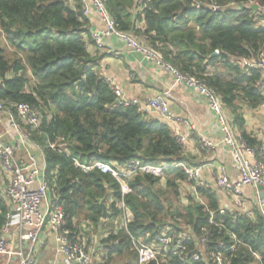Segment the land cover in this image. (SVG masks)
<instances>
[{
  "label": "trees",
  "instance_id": "trees-1",
  "mask_svg": "<svg viewBox=\"0 0 264 264\" xmlns=\"http://www.w3.org/2000/svg\"><path fill=\"white\" fill-rule=\"evenodd\" d=\"M103 2L120 32L146 37L166 62L218 94L235 115L236 131L259 154L244 130L242 113L244 107L264 103V70L244 68L239 60L264 54V13L257 14L264 0ZM87 19L78 0H0V101L15 119L22 104L38 111L40 127H27L26 133L44 154L51 201L58 199L65 210L70 238L85 243L77 229L84 220L96 232L107 231L105 264L113 259L137 264L131 237L148 244L162 235L170 218L185 225L169 227L191 228L198 239L204 237L203 229H209L211 249L223 252L229 264H264L261 211L254 212V218L229 211L222 215L217 192L210 186L192 192L182 209H174L165 199L167 189L179 199L180 184L190 182L181 168L172 166L185 163L184 146L167 124L117 102L99 72L103 57L89 52L94 41ZM215 52L219 54L212 57ZM133 159L169 167L162 177L136 176L125 197L115 179L92 169L96 162L124 168ZM103 199L108 203L106 220ZM122 202L133 222L118 228ZM8 212L0 190V233ZM150 264L208 263H186L176 256Z\"/></svg>",
  "mask_w": 264,
  "mask_h": 264
},
{
  "label": "built area",
  "instance_id": "built-area-1",
  "mask_svg": "<svg viewBox=\"0 0 264 264\" xmlns=\"http://www.w3.org/2000/svg\"><path fill=\"white\" fill-rule=\"evenodd\" d=\"M82 7L84 17L97 13L104 21L106 28L92 35V40L98 49L103 48L104 39L116 37L122 40L134 52L142 55L145 60L154 63L156 66L169 73L176 85L186 86L193 89L196 93L204 97L208 103L210 110L215 114L223 133V144L228 146L234 155L235 166L241 174L239 183H234L230 179L227 169L220 166L210 165L215 171V185L217 189L233 195L240 196L242 188L253 187L256 195L260 200V189H264V160L257 153L256 149L250 146L242 136L236 131L233 122L227 115L225 106L218 94H216L204 81L196 76L181 72L177 68L165 61L163 54L152 48L146 37H137L130 33H123L117 29L115 21L110 16L105 7L103 0H78ZM200 5L197 4L196 8ZM213 10L217 7L212 6ZM258 13H264V7L258 8ZM217 55L219 52H216ZM244 68L264 70V54L258 59H242L239 60ZM111 86L117 102L124 107L135 106L139 111H149L156 113L164 119L174 121L171 114L168 101L164 95H157L145 103H141L138 99L127 98L120 86L113 80H106ZM264 109V103L261 105ZM8 112L6 104L0 101V113ZM19 120L25 123L33 130L40 127V115L38 111L28 105L22 104L17 107ZM14 128L19 129L14 117H10ZM181 119L177 122L180 124ZM185 122V120H184ZM178 132L177 130H175ZM177 136V135H176ZM25 137L29 139V134L25 133ZM179 142L184 146L186 137L177 136ZM200 148L203 150H213L216 144L207 138H200ZM175 168H181L192 184V191L197 192L201 187L208 185L202 179V167L196 168L186 163H177L172 165ZM169 166L156 167L150 164H143L138 159H133L126 167L120 168L116 164H106L96 162L92 169H97L105 175L115 179L121 187L123 197L131 193L129 181L138 175H152L162 177ZM45 168L42 170L35 161L30 165L18 162L15 159L13 146L5 143L0 138V180L2 175L9 177L8 185L4 190V195L12 205L6 215V222L0 233V254L8 256H18L20 264H34L35 259L31 254H25L22 250L23 243H31L36 245L41 234L46 227H49L56 238L57 250L65 256L67 264H92L93 259L86 244L76 242L70 238V231L67 228V217L65 210L56 199L51 201L48 183L45 180ZM85 171L86 169L83 167ZM38 182V185L36 184ZM57 201V202H56ZM123 209L122 222L127 227L133 222L131 212L122 202ZM259 208L262 210L260 201ZM228 212L227 208L221 207L220 213L223 215ZM230 212V211H229ZM263 212V210H262ZM264 215V212L262 213ZM247 216L254 218L252 214ZM213 223V218H211ZM15 233L20 241V251L10 250L9 242L4 235ZM203 238L198 239L194 231L189 228L178 230L172 227H166L162 235L156 237L150 243H144L141 239L132 238L133 251L136 252L138 260L137 264H150L153 261L161 263L166 262L171 257H180L182 261L201 262L208 264H229L224 257V253L219 250H212L209 244L211 232L209 229H203ZM236 240L235 236H232ZM191 245H195V249H191ZM257 261H261L258 254L253 253Z\"/></svg>",
  "mask_w": 264,
  "mask_h": 264
},
{
  "label": "crops",
  "instance_id": "crops-1",
  "mask_svg": "<svg viewBox=\"0 0 264 264\" xmlns=\"http://www.w3.org/2000/svg\"><path fill=\"white\" fill-rule=\"evenodd\" d=\"M87 20L91 37L94 33L106 28L104 21L97 13L90 15ZM103 45L102 49H98L94 43L89 47V52L92 55L103 57L100 60L99 72L105 80H113L120 86L127 98L138 99L141 103H145L157 95L166 97L171 114L174 117L173 122L160 117L156 113L149 111H144V113L150 118L167 124L175 135L186 137L184 143L185 163L191 167H202V179L208 186L216 190L220 206L227 208L230 212L250 213L253 216L256 211L262 212L259 208L261 200L257 197L256 190L253 187H244L242 188V194L235 196L217 189L215 185L216 173L211 168V164L226 168L230 179L234 183L240 182L241 174L235 166L232 150L223 144L221 126L215 114L210 110L206 99L193 89L176 85L169 73L154 63L145 60L142 55L134 52L119 38L114 36L106 38ZM213 71L211 69V72ZM225 109L228 117L235 124L234 113L227 107ZM242 114L245 121L244 130L253 138L261 152L260 157L264 160V109L261 106L254 109L244 107ZM10 117L12 115L8 112L0 113V138L5 143L13 146L15 159L18 162L30 165L32 161H35L43 170L45 157L41 148L25 137L28 126L21 122L18 116L17 119H14L20 128L16 129L13 127ZM178 119L182 120L180 124L177 122ZM200 138H207L212 141L216 144V148L213 150L201 149L199 145ZM6 179L8 183L9 177H6ZM36 184L38 185V182ZM5 188V183L2 186L0 184V190L4 192ZM261 204H263L262 201ZM11 205L8 201L9 210ZM106 205L108 206L107 202ZM122 219L120 217L115 222L116 225L119 224V220L122 222ZM77 229L81 230L82 238L84 236L83 231L90 232L88 226L84 230V227L80 224L77 225ZM90 233L86 236L87 238L84 236L83 240L85 239L84 241L89 246H94V255L96 254L97 257H95V260L98 259L96 262L102 264L101 259L98 258L102 254L98 252L103 251V242L100 243V241L106 237V232L100 230L93 234ZM4 237L9 242L10 250L17 252L21 250L19 238L15 233L4 235ZM22 250L25 254L34 256V264H67L65 256L57 250L55 233L49 227L45 228L36 245L23 243ZM0 264H20V259L18 256L0 254Z\"/></svg>",
  "mask_w": 264,
  "mask_h": 264
},
{
  "label": "rangeland",
  "instance_id": "rangeland-1",
  "mask_svg": "<svg viewBox=\"0 0 264 264\" xmlns=\"http://www.w3.org/2000/svg\"><path fill=\"white\" fill-rule=\"evenodd\" d=\"M3 42V39L2 38H0V44ZM6 176L7 175H2V178H1V180H0V184H1V186H2V184L3 183H5L6 184V186L8 185V183H7V179H6ZM164 178L165 177H163L162 179H161V184H163L164 185ZM179 192H180V197H179V199H177L175 196H174V194H173V192H172V190H169V189H167V191H166V193H165V199H168L169 200V202H170V205L174 208V209H182L183 208V206L184 205H186L187 204V199H188V196H190L191 194H192V184L190 183V182H182L181 184H180V189H179ZM166 222L167 223H169L170 222V225L169 226H172L173 224L174 225H176V226H181V227H183L185 224L182 222V221H180V223H175L173 220H171L170 218H167L166 219ZM84 224V225H83ZM116 224V223H115ZM123 223L119 220V224L118 225H116L118 228H121V227H123V225H122ZM80 225L81 226H83L84 227V230L86 229V226H88L89 228H90V232H92V234L93 233H96V231L92 228V227H90V224L89 223H87L86 221H84V220H81V222H80ZM174 227V226H173ZM105 232H107L106 230H104ZM90 232H88V231H83V235L85 236V238H87L86 236H88V234H91ZM84 236H83V238H84ZM106 237H107V235H106ZM106 237H104V238H102L101 239V241H100V243H102V242H104L105 241V239H106ZM85 240V239H84ZM88 240V239H87ZM87 242L85 241V244H86ZM102 245H103V243H102ZM90 247V248H89ZM86 248L88 249V251L90 252V254H91V256H92V258H93V264H98L96 261L98 260H95V257H96V254L94 255V252H95V250H94V246H89V244L87 243V245H86ZM104 249V248H103ZM98 253H102V255L99 257L98 256V258H100L101 259V262H102V264H105V262H104V260H103V254H104V250L102 251V252H98ZM97 258V257H96ZM100 262V261H99ZM126 262L127 261H125L124 259H113V260H111V262L110 263H108V264H126Z\"/></svg>",
  "mask_w": 264,
  "mask_h": 264
},
{
  "label": "water",
  "instance_id": "water-1",
  "mask_svg": "<svg viewBox=\"0 0 264 264\" xmlns=\"http://www.w3.org/2000/svg\"><path fill=\"white\" fill-rule=\"evenodd\" d=\"M215 56H217V53L216 52L212 55V57H215ZM259 196H260V200L263 202V204H262V210L264 212V189L263 188L260 189ZM100 206H101V208L103 210V216H102V218H103V220H106L108 218L109 211H108V206L106 205V200L105 199L101 200Z\"/></svg>",
  "mask_w": 264,
  "mask_h": 264
}]
</instances>
